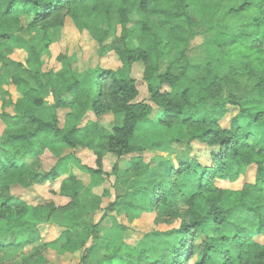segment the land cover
Returning <instances> with one entry per match:
<instances>
[{
	"label": "trees",
	"instance_id": "1",
	"mask_svg": "<svg viewBox=\"0 0 264 264\" xmlns=\"http://www.w3.org/2000/svg\"><path fill=\"white\" fill-rule=\"evenodd\" d=\"M67 18L90 33L101 55H117L121 67L99 68L87 77L70 65L44 70L30 34L63 27ZM15 47L26 51V62L9 59ZM138 62L154 105L137 100L131 72ZM0 65L22 93L13 114L0 113L6 126L0 136V264H45L49 248L83 251L82 264H264V0H219L211 24L199 0H0ZM230 107L239 112L224 128ZM60 108L69 109L62 126ZM90 111L97 117L113 113L122 122L111 130L93 121L82 125ZM155 111L162 125L183 126L189 142L214 149L211 162L187 156L175 167L171 160L146 163L132 156L137 178L123 197L132 201L117 205L128 213L145 193L149 209L162 221L180 219L178 227L129 243V227L108 212L115 203L97 220L102 200L85 196L89 189L76 177L60 186L59 194L71 202L50 205L66 220L58 240L42 241L24 220L5 226L31 211L11 194L12 186L58 178L56 168L43 167L45 150L89 149L96 156L90 170L102 176L106 154L120 159L144 151L137 133ZM251 166L253 183L218 186L216 181H239ZM121 170L117 163L114 174ZM109 218L111 234L104 237L101 224Z\"/></svg>",
	"mask_w": 264,
	"mask_h": 264
},
{
	"label": "rangeland",
	"instance_id": "2",
	"mask_svg": "<svg viewBox=\"0 0 264 264\" xmlns=\"http://www.w3.org/2000/svg\"><path fill=\"white\" fill-rule=\"evenodd\" d=\"M219 0H199V6L202 15L207 24L212 23L213 14L217 10ZM25 22V20H23ZM30 37L36 39L42 54L44 62V70H61L66 69L68 65L81 76H89L91 72H97L99 68L117 70L121 67V62L117 55L109 53L101 55L99 44L92 38L86 30L81 31L75 27L70 18H67L64 26L48 30L44 32L40 29L31 32ZM38 38V39H37ZM203 39L198 37L197 43H201ZM27 53L23 48L15 47L9 55L10 60L18 62H26ZM144 64L142 62L135 63L131 76L136 80L139 89L138 101H144L152 105L151 95L148 90V84L144 80ZM168 90V86L164 87ZM22 97V93L12 82L10 72L3 65H0V113H14V104ZM49 104H54V97H47ZM155 107V106H154ZM156 108V107H155ZM69 109H58V116L61 126L65 122V117ZM238 109L230 107L226 116L222 119L221 125L229 128L233 118L238 114ZM88 121L98 122L107 130H111L115 125L121 124L122 118L113 113L104 114L97 117L91 111L88 112L82 125ZM6 126L1 121L0 136ZM186 129L183 126L168 128L157 120V111L152 118L143 124L138 133L136 141L138 144L146 146L143 152L130 156L118 158L112 153H108L104 157L102 176H97L90 169L96 168V156L89 149L67 148L62 147L61 153L52 150H45L41 156L43 167L50 171L56 168L59 172L57 179L48 181L44 184L35 185L29 188L20 185L11 187V194L24 200L31 208L29 214L23 219L5 225H18L24 220L30 225L37 228L40 238L44 242H54L64 232L66 220L62 215L52 210L50 205L56 207L68 205L71 198L59 194L60 186L64 180L76 177L81 183L82 188L89 189V193L85 196L98 195L101 207L97 211V220L104 214L110 204L115 206L109 210V214H113L123 224L129 227L126 234L129 243H136L141 240L145 234L153 231H165L180 224V219L172 218L166 221L160 220L155 211L150 210L149 196L145 193L137 196V201L127 213L122 204L117 205L121 200L129 201L125 196L131 185L135 182L137 175L132 167V156L143 157L144 162L149 163L153 159L171 160L175 167H178L179 160L187 156L195 157L203 164L211 162L210 153L212 148L198 141L189 142ZM156 143H161L162 148L152 147ZM119 163L122 170L118 174H114V167ZM256 166H251L245 176L235 183L228 181H216L219 187L240 189L244 183L255 180ZM118 206V208H115ZM112 222L105 219L101 224V235L108 237L111 234ZM45 264H82L81 257L83 251L78 253L62 252L53 248L45 251Z\"/></svg>",
	"mask_w": 264,
	"mask_h": 264
},
{
	"label": "crops",
	"instance_id": "3",
	"mask_svg": "<svg viewBox=\"0 0 264 264\" xmlns=\"http://www.w3.org/2000/svg\"><path fill=\"white\" fill-rule=\"evenodd\" d=\"M0 123H1V121H0Z\"/></svg>",
	"mask_w": 264,
	"mask_h": 264
}]
</instances>
